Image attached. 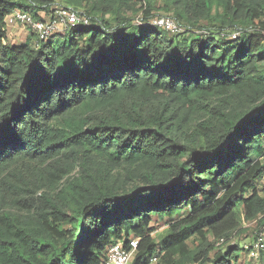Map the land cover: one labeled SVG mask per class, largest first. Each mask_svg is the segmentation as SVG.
Returning a JSON list of instances; mask_svg holds the SVG:
<instances>
[{"label": "trees", "instance_id": "16d2710c", "mask_svg": "<svg viewBox=\"0 0 264 264\" xmlns=\"http://www.w3.org/2000/svg\"><path fill=\"white\" fill-rule=\"evenodd\" d=\"M157 1L0 0V264L130 238L129 264H236L228 239L264 226V0H162L175 33L136 23ZM57 5L91 23L9 42L11 11Z\"/></svg>", "mask_w": 264, "mask_h": 264}, {"label": "built area", "instance_id": "2783aa9c", "mask_svg": "<svg viewBox=\"0 0 264 264\" xmlns=\"http://www.w3.org/2000/svg\"><path fill=\"white\" fill-rule=\"evenodd\" d=\"M7 26L21 25L28 28L38 41L46 40L54 32H62L69 30L78 25L90 24V17L86 16L81 10L71 6L57 5L53 7V14L48 19H41L32 16L31 14L14 9L5 19ZM136 23L140 25L150 24L152 26L161 27L170 32H182L187 29V26L178 20L172 14H157L147 19L138 15ZM246 30H252V27L242 29L237 27L229 32L232 39ZM264 35V28L261 30ZM138 239L130 238L128 246L124 247L121 242H114L108 246L106 257L102 264H129L132 255L137 248ZM264 247V237L260 234L257 237L248 251V256L251 260H257L260 250ZM155 258L151 261L154 262Z\"/></svg>", "mask_w": 264, "mask_h": 264}, {"label": "rangeland", "instance_id": "374dc122", "mask_svg": "<svg viewBox=\"0 0 264 264\" xmlns=\"http://www.w3.org/2000/svg\"><path fill=\"white\" fill-rule=\"evenodd\" d=\"M162 3L163 1L160 0L159 2L157 1L154 4L153 6L154 12H155L154 15H157L160 13V11H162L161 9ZM170 13L173 15L172 12ZM6 29H7V37L9 38L8 40L11 43L24 42L25 35L23 34L29 35V33H32L28 28H25L21 25L6 26ZM262 184L264 185V177L262 179ZM164 220H167V218H164ZM164 224H165V221H160L159 219H157V217H154L153 221L150 223V225L153 226L154 228L156 239H158L159 236L165 234L166 231L164 228ZM242 227L246 228L247 230H244L243 232H240V233H233L230 239H228L227 245H230V246L238 245L241 248L240 256L236 264H259V256L257 260H251L248 256V251L250 247L252 246V244L254 243L255 239L259 237L260 234L263 232L264 226H259L254 221V222H244L242 224ZM216 246H219V245L216 244Z\"/></svg>", "mask_w": 264, "mask_h": 264}, {"label": "crops", "instance_id": "0c3cea01", "mask_svg": "<svg viewBox=\"0 0 264 264\" xmlns=\"http://www.w3.org/2000/svg\"><path fill=\"white\" fill-rule=\"evenodd\" d=\"M23 35H25V40H26L29 36H31V33H29V35L27 34H23Z\"/></svg>", "mask_w": 264, "mask_h": 264}]
</instances>
